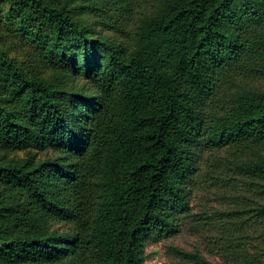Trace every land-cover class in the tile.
<instances>
[{"label": "trees", "instance_id": "trees-1", "mask_svg": "<svg viewBox=\"0 0 264 264\" xmlns=\"http://www.w3.org/2000/svg\"><path fill=\"white\" fill-rule=\"evenodd\" d=\"M141 1L0 0V264H143L207 151L264 199V0ZM226 216L221 264H264L229 233L264 203Z\"/></svg>", "mask_w": 264, "mask_h": 264}, {"label": "rangeland", "instance_id": "rangeland-1", "mask_svg": "<svg viewBox=\"0 0 264 264\" xmlns=\"http://www.w3.org/2000/svg\"><path fill=\"white\" fill-rule=\"evenodd\" d=\"M146 8L149 6L137 0L132 7L134 15L128 24V32L137 20V13ZM8 26L9 24H5L4 28L0 27V47L11 45L14 47L12 52L15 56L26 57L31 48L25 45L22 39L5 31ZM103 34L124 40L121 34L117 35L111 30H103ZM243 152L244 154L237 155L206 152L199 172L193 178L190 211L181 218L179 232L156 242H147L143 264H193L190 255L201 257L213 264L225 262L226 251L221 246L225 238L222 239L221 233L225 230L226 213L237 206L264 203V199L253 190L248 184V179L240 174L233 163V159L239 155H247V151ZM253 221H247L240 235L233 228L229 233L233 234L234 239L239 236L241 242L245 243V249L255 256L258 249H264V221ZM174 250L182 253H176Z\"/></svg>", "mask_w": 264, "mask_h": 264}]
</instances>
